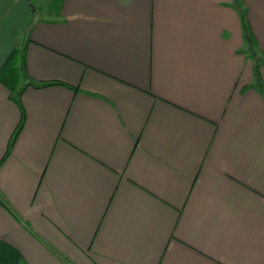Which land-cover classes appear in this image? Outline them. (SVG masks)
<instances>
[{
    "label": "crops",
    "instance_id": "0c3cea01",
    "mask_svg": "<svg viewBox=\"0 0 264 264\" xmlns=\"http://www.w3.org/2000/svg\"><path fill=\"white\" fill-rule=\"evenodd\" d=\"M50 3L0 0V68L24 46L65 83L24 90L7 155L0 84V240L21 264H264V0Z\"/></svg>",
    "mask_w": 264,
    "mask_h": 264
},
{
    "label": "trees",
    "instance_id": "16d2710c",
    "mask_svg": "<svg viewBox=\"0 0 264 264\" xmlns=\"http://www.w3.org/2000/svg\"><path fill=\"white\" fill-rule=\"evenodd\" d=\"M26 4L27 1L23 0ZM31 2V0H28ZM52 6L60 9L62 0H52ZM32 12L36 11V8L28 6ZM260 63L255 65V78L258 88L264 93V86L259 79L258 67ZM26 64H25V47L22 46L20 49L13 50L8 58L6 59L3 66L0 68V84H2L8 91V98L12 100L19 108L20 111V120L10 138L8 145V150L5 155L8 154L9 149L12 146V143L19 132L23 120H24V109L21 103V96L24 90L31 86L34 88H41L49 85H65L62 81L52 80V81H43L35 82L26 75ZM4 155V157H5ZM0 203H2L0 199ZM22 255L21 253L12 245L7 243L4 240H0V264H21Z\"/></svg>",
    "mask_w": 264,
    "mask_h": 264
},
{
    "label": "rangeland",
    "instance_id": "374dc122",
    "mask_svg": "<svg viewBox=\"0 0 264 264\" xmlns=\"http://www.w3.org/2000/svg\"><path fill=\"white\" fill-rule=\"evenodd\" d=\"M50 2H51V0H31V3L36 6V7L35 6L34 7L36 9L40 10L39 14H40L41 18H48L49 17L48 14H47L48 13L47 9H48V7H51V3ZM249 60L254 62L251 54H249Z\"/></svg>",
    "mask_w": 264,
    "mask_h": 264
},
{
    "label": "water",
    "instance_id": "95a60500",
    "mask_svg": "<svg viewBox=\"0 0 264 264\" xmlns=\"http://www.w3.org/2000/svg\"><path fill=\"white\" fill-rule=\"evenodd\" d=\"M27 1V5L28 6H32V3L31 2H29L28 0H26Z\"/></svg>",
    "mask_w": 264,
    "mask_h": 264
}]
</instances>
